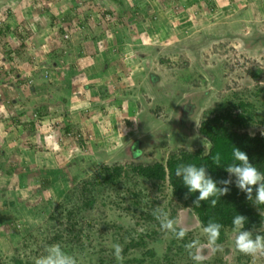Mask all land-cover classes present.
<instances>
[{"label": "rangeland", "instance_id": "374dc122", "mask_svg": "<svg viewBox=\"0 0 264 264\" xmlns=\"http://www.w3.org/2000/svg\"><path fill=\"white\" fill-rule=\"evenodd\" d=\"M89 1V4H94L90 16L99 21L101 31L106 27L110 36L112 30L107 25L115 14L109 11L116 12L124 5L117 4L118 0ZM139 1L143 6L145 2L148 4L147 12L151 15H164L160 11L165 10L166 14L169 12L168 20L173 26L184 22L183 25L189 28L181 30L177 27L178 31L169 29L165 37L169 40H161L159 29L153 28L150 33L153 47L146 46L150 40H127L125 45L119 43L120 40L115 44L112 41L116 40L100 43L95 54L100 53L98 57L102 60V69L94 66L95 60H92V66H84L88 70L87 79L83 82L72 81L70 76L37 74L29 75L26 80L15 76L19 74L15 65L19 64L22 68L27 66L31 70L24 58L20 61L17 53L7 50L11 45L19 49L22 40H19L18 33H28L24 31L27 29L24 22L16 24L12 21H17L20 13L16 14L22 10L21 6L29 2L0 0V20L5 22L8 18L12 23L10 34H13L0 38V188L5 181L8 182L7 193L0 198V263L26 264L25 260L32 259L37 242H40L39 234L44 233L39 226L47 223L48 215L58 204L69 209L73 202H77L79 182L82 179L93 181L95 170L101 163H120L124 166L133 162L146 164L172 147L200 146L202 143L195 132L206 108L216 104L228 91L241 92L247 88L252 92L255 87L264 86V0H154L153 4L152 0ZM202 1L208 7L212 6L214 11L221 9L220 2L221 6L223 3L230 4L240 11L224 8L225 13H221L224 18L218 17V23L205 26L200 18L203 17L201 10L193 5ZM50 3L48 0L38 2L42 8L44 5L51 7ZM128 3L134 5L133 0ZM165 3L170 6L168 10ZM244 6L248 10L243 11ZM6 7L10 10L9 16L1 13ZM24 15L25 19L34 18L31 11H25ZM95 41L96 45L100 42ZM50 47L47 45L41 53L34 51L37 61H41V57H48L45 50L49 51ZM3 50L14 57L13 64L5 59L6 51ZM60 53L64 55L63 50ZM163 56L173 63L160 61ZM184 58L188 59V65L182 63ZM96 60L99 62L97 57ZM252 69L263 71L257 80L247 72ZM89 74L92 75L89 77ZM200 74L204 76L203 80H199ZM53 93L62 98L55 96L54 100H47ZM66 94L68 99L64 96ZM134 95L141 98L144 109L151 108L152 112L158 109L156 116L148 111L142 113L146 124L143 131L137 128L134 115L130 113ZM27 96V108L22 109L20 97ZM260 96L264 99V91ZM63 98L69 101L67 106ZM68 105L71 106L68 108ZM35 112L40 116H36ZM23 113L27 116L20 119ZM63 119L68 121L71 133L65 131ZM30 120L34 121L33 125L29 124ZM32 126L37 131L31 135ZM146 135L150 136L149 139H145ZM77 139L81 140L80 145ZM137 150L142 153L139 157L134 155ZM82 153L86 159L91 156L92 161L80 158ZM101 153L105 155L103 158ZM6 168L10 173H6ZM46 179L48 184L45 183ZM134 181H123L112 189L96 185L98 192L94 195V207L80 215L100 224L120 222L128 228L146 208L151 211L161 208L169 218L181 221L178 227L189 229L187 238L190 242L200 241L202 254L206 256L203 264H264V256L254 260L238 252L235 243H230L231 240L235 242L233 233L228 236L229 245H224L222 251L211 252L207 247V237L189 212L179 211V208L172 211L173 207H169L170 196L165 187ZM130 187L137 191L136 195L127 191ZM125 205L131 207V213L122 210ZM149 205L153 208H149ZM104 210L108 215H103ZM157 223L134 224L136 231L142 228L148 232L154 230L152 245L156 257L151 264L153 261L154 264L160 263L157 259L166 254L167 246L174 237ZM112 232L108 230L106 235L111 236ZM182 257L184 259L185 255ZM77 261L78 264H88L83 255L78 256Z\"/></svg>", "mask_w": 264, "mask_h": 264}, {"label": "trees", "instance_id": "16d2710c", "mask_svg": "<svg viewBox=\"0 0 264 264\" xmlns=\"http://www.w3.org/2000/svg\"><path fill=\"white\" fill-rule=\"evenodd\" d=\"M34 1L38 2L37 0ZM40 10L39 8H33L36 14L33 15V17L37 16L40 18L43 14ZM66 16L68 19L69 16L67 14L62 15L63 18H66ZM24 21V25L27 27L24 31L28 33H18L19 40H22L21 47L19 49H14L11 45L10 49L8 47L7 50H13L11 53H17L20 61L24 58L25 63L29 67H33L35 72L41 76L44 70L52 71V68L60 64L62 57H60V60H56L55 57H59V51H55L54 48H51L52 50L48 53V57L46 58L47 62L49 60L48 64H42L43 67L41 64H37L41 61L35 63V56L31 54V51H34V48H36L34 44L38 43V41L34 40L33 42L31 40L32 42H30L29 38V36H33L35 28L30 26L29 18H26ZM61 21L63 20L59 19V21L54 23L51 22L53 24L49 26L52 28L51 30L54 31L55 38L62 43H66L68 37L64 36L66 31L63 26L60 25ZM10 30L8 22L0 24V38L3 39L4 36H13V34H10ZM67 33L69 36L68 31ZM31 57H33V59ZM5 59L11 61L13 64V56L8 51H6ZM161 60L170 64L173 63V61L168 60L165 56L161 57L160 61ZM182 63L188 65L189 61L184 58ZM181 66L185 68L184 64H181ZM15 67L16 69L22 70L19 64L15 65ZM170 67L173 66L170 65ZM75 72L76 71L71 70V75ZM247 72L251 78L257 80L263 71L260 69H252ZM17 75L20 76V74ZM27 78L29 77L22 76V78L19 79L26 80ZM198 78L199 80H203L204 76L200 74ZM263 91L264 86H257L252 92H249L247 88H244L241 92L236 90H232L231 92L228 91L216 104L206 108L202 112L195 132L196 136L201 141L200 143H202L200 146L191 147L179 145L172 147L170 150L164 152V155L146 164L142 162H133L124 166L120 163L113 165L101 163L99 168L95 170L93 181L82 179L79 182L77 202H73V206L69 209L63 207L62 204H58L55 210L51 211L48 215L47 223L42 227L41 225L39 226L44 233L39 234L40 242H37L36 250L33 251V258L29 261L25 260L24 262L26 264H34L37 258L46 255V247L59 244L63 251L69 255L76 258L82 255L83 257L85 256L88 264H151V261H155L154 258L156 257V252L152 245V241L155 239L153 237L154 230L148 232L142 228L136 231L134 224L142 226L157 221V224L160 225L159 221L153 215L154 210L151 211L147 208L143 210L139 218L134 221L133 226L128 228H125L120 222H115L116 224L109 222L100 224L93 220L90 221L85 219L80 215L81 212L86 210L89 211L94 207L93 204L96 200L94 195L98 192L96 185L107 186L112 189L123 181V183H127L128 181L135 182V179L141 184H150L151 186L159 188L165 187L170 196L169 207H173L172 211L179 208V211L184 210L189 212L190 216L197 221L198 227L203 228V226L208 224L209 220L220 223L222 228L217 244L222 247L224 245H229L230 241L228 240V236L231 233L236 235L232 221L237 215L246 217L242 230L252 231L253 236L256 234L264 235V205H256L252 200H248L246 193L236 186V178L234 175L231 177L233 183L227 186L230 189L229 192L218 198L215 207L210 206V201H201L200 207H196L193 201L199 195V192L189 193L187 186L183 183L182 177H177L175 175V170L180 164H193L197 167L205 166L207 174L217 182V186L224 187L225 185L221 184L220 181L229 178L226 166L232 163H239L233 156L235 148H239L241 151L245 152L249 157V162L261 172H264V99H261L260 96ZM142 92H145L144 88H142ZM259 96L260 98H258ZM145 99L147 100L146 97ZM52 100H54V97L51 98V101ZM140 100V97L136 95L133 96L132 101L134 106L132 103L130 104L132 108L130 113L134 115L137 128L143 131V126L146 124L142 113L148 111L154 116L158 109H155L154 112H152L151 108L144 109ZM63 102H66L64 98ZM35 113L37 116H40L38 112ZM131 124L130 122L129 125ZM63 125L65 131L71 133L69 132L71 130V128L69 129L70 125L66 119H63ZM129 135H132V133H129ZM146 137L145 139H149L150 136L146 135ZM77 143L80 145L81 140L79 139L78 141L77 139ZM190 149H192V151H190ZM75 151L77 153V150ZM217 155L220 157V165L214 162ZM104 156L105 155L101 153V157L103 158ZM80 158H85L84 161L87 162L92 161L91 156L86 159L83 153ZM6 173H10L9 170L7 171V168ZM46 182L47 184L49 183L47 179L45 180V183ZM77 182L78 180L76 179V183ZM7 186L8 182L5 181L3 187L0 188L1 199L3 194L7 193H5ZM255 188L256 186H253V197H255ZM75 189L77 188L75 187ZM127 191H130L134 195L137 194V191L132 190L131 187ZM186 193L187 198H185ZM135 202H133V204H135ZM148 204L149 203H147V205ZM149 208L153 207L149 205ZM122 210L131 213V207L128 205H125ZM105 211L106 210L103 211L104 216L107 214ZM170 216L172 217V215ZM39 227L37 229H39ZM16 228L19 229L17 226ZM108 230L113 231L111 236L106 235ZM19 231L21 232L20 229ZM189 242L190 240L187 238V235L180 240L173 237L167 246L166 254L157 259V261L161 264H196L184 247V245ZM230 243L234 244L235 242L231 240ZM115 244H119L123 248L122 261H117L114 256L113 246ZM111 245L113 246L111 247ZM182 255H185L184 259Z\"/></svg>", "mask_w": 264, "mask_h": 264}, {"label": "crops", "instance_id": "0c3cea01", "mask_svg": "<svg viewBox=\"0 0 264 264\" xmlns=\"http://www.w3.org/2000/svg\"><path fill=\"white\" fill-rule=\"evenodd\" d=\"M6 1H8V0H6ZM19 1H24V0H19ZM27 1L29 3L27 5L21 6L22 10L20 9V12H18L16 14V15H19V13H20V16L17 17L18 22L17 21L14 22V20L12 22L16 23V24L24 22V24H25V21H24L25 20V15H24L25 11H31L33 13V15H36L35 11H33V8L41 9L40 12L42 11L43 14L40 16V18H38L36 16L34 18L29 19L30 26L35 28V31L33 32V36H31V37L29 36L30 42H32V41L34 42V40L38 41V43L35 42L36 44H34V46L36 47V48H34V51L36 53H41L46 48L47 45L52 46V47L48 48V49H50L49 51L45 50L47 54L52 50L51 48H54L55 51H59V52H61V50H63L64 55L61 53L60 54L58 53L59 54L58 58L62 57V60L59 59L60 64L56 65L55 68H52L51 69L52 71H49V76H52V77L65 76L66 78H68L70 76V79L71 80L73 79L72 81H76V80L82 81L83 80V82H84L87 79L86 78V76H87L86 71L88 69L84 68V66L85 67H87V65L92 66V60H95L94 63L96 65L93 64L94 66H96L97 68L99 67V69H102L100 67L102 60H100V58L98 57L100 55V53L99 54H95V53L97 52V49L100 48L99 47V45H101L100 43L105 44L106 40H116V41H112V44H115L118 40H120L119 43L121 42L122 45L123 44L125 45L127 40H150L151 39L150 33H152L153 28L159 29V34L161 35L160 36L161 40H167V39L169 40L168 37L165 38L169 29L175 28V30L178 31L177 27H180L179 29H181V30H185L184 28H189V26L186 27L185 25H183L184 22H181L182 24L180 23V25L177 27L173 26L168 20V17L170 18V15L168 16L169 12L166 14L165 10L160 11V12H163L164 15H158V14H156V16L154 14L151 15L150 13L147 12L148 4L146 2L144 3V6H143L139 0H138V3H137V0H133L134 5L131 6L130 3H128V1L130 2V0H118L117 4L124 5V7L122 6V9H117L116 12H113V10L109 11V12L112 11L111 14L112 13L115 14V17L113 18V20H111V23L107 25L108 27L110 26V29L112 30V33L109 36L107 29L105 30L106 27L102 28V31H101L100 30L101 28L98 25L99 21L96 22L95 18L90 16L92 14V9H93L94 4H92V3L89 4V2H90L89 0H83V2H79L80 0H67V1L65 0V2H62V0H48V1H51V3H50V4H52L51 7L50 6L47 7L44 5L43 8L41 6H39V4H38V2L40 0H37L38 2H36L34 0L33 1L27 0ZM178 1H182V0H178ZM153 2H155V1L152 0L151 4H153ZM165 4L167 6V3H165ZM221 4H222V2L219 3V6L221 9H217V11H214L212 6L208 7V5L204 1H202L201 3H198V4L194 3L193 5H194V7H197L198 10H201V16H203V17H200V18H202V20L204 21V25L205 26L206 25L211 26L213 23L214 24L218 23V21H217L218 17L224 18V16H221L222 15L221 13H225L224 8L226 10H229V11L230 10L235 11V12L240 11L239 9H234V6H232L230 4L227 5V4L223 3L222 6H221ZM238 6H239V4H238ZM169 7L167 6L166 9L168 10ZM246 10H248V7L244 6L243 11H246ZM8 11H9V15H10V10H8ZM22 12L24 14H22ZM64 14H67L69 16V18L67 19V16H66V18H63L62 15H64ZM147 14H148V16H147ZM23 15H24V18H23ZM33 15H31V16H33ZM124 18H127V20H124ZM59 19L63 20V21H61L60 25L64 26V24H66V28L69 32V36L67 38L68 41L66 43H62L60 40L55 38V36H54L55 33H54V31L51 30L52 28H50V26H49L50 24H53L54 22L59 21ZM8 22L12 25V23L10 21H8ZM51 22H53V23H51ZM166 22H168V23L166 24ZM154 23H155V25H154ZM46 24L48 25V27ZM149 24L150 25L153 24V25H151L149 27ZM168 27H170V28H168ZM153 33H154V31H153ZM8 37H11V35ZM95 40H100V42H98L96 45ZM145 42H147V41H145ZM153 45H154V42L152 40L149 41V44H146L147 47H153ZM57 47H58V49H57ZM3 51L5 52V50H3ZM34 51H31L32 55H34L33 54V53H35ZM99 52H101V51H99ZM46 53L42 54V55L44 56V55H46ZM95 56L98 58L99 62L96 60ZM113 57L114 56H112V58ZM31 58L33 59V57H31ZM40 59H41V62L37 63V58L35 56V59H34L35 63H37L38 65L41 64V66H43L46 63L48 64V62H49V60L47 62L46 58L41 57ZM55 59L57 60V57H55ZM13 60H14V57H13ZM58 63H59V61H58ZM24 68L25 69L22 68V70L17 69L16 73L19 72L20 76H18L17 74H15V76L22 78V76L29 77V75L35 76L37 74V72H35L33 67H29L31 70H29L27 66H25ZM70 68H71V70L76 71L72 75H71ZM93 69H94L93 71H95V73H97L95 68H93ZM63 70H66V73ZM7 73L9 74L8 71H7ZM91 75L92 74H89V77ZM7 81L9 82V79ZM86 83H88V82H86ZM10 84H12V83H9L8 85H10ZM55 87H56V85H55ZM49 90H52V89L49 88ZM78 95L79 94H77V96ZM55 96L62 98L61 95H58L57 93H53L48 98L49 101L51 100V98H53ZM64 96L67 99L69 98V96L67 94ZM20 99H21V102H19V103L21 105V108L26 109L28 96L23 97V98L20 97ZM68 103H69V101H66V103H65L66 106ZM70 106L71 105H68V108ZM25 115L26 114L23 113V114H21V116H19V118L23 119V117ZM32 122H34V121L30 120L29 124L33 125ZM46 123L48 124V121H46ZM31 130H32V132L37 131V129L34 126H32ZM34 132L31 133V135L34 134Z\"/></svg>", "mask_w": 264, "mask_h": 264}, {"label": "clouds", "instance_id": "9594fccd", "mask_svg": "<svg viewBox=\"0 0 264 264\" xmlns=\"http://www.w3.org/2000/svg\"><path fill=\"white\" fill-rule=\"evenodd\" d=\"M8 10L9 8L6 7L1 13L4 12L9 16ZM8 21L7 18L4 23ZM2 23L0 20V24ZM8 26L10 27L9 22ZM43 72L41 76H49V70H44ZM141 154L140 150L134 153L137 157ZM233 156L239 163H232L226 166L229 178L220 181L221 184L225 185L224 187L217 186V182L207 174L205 166L197 167L193 164H180L177 166L175 175L182 177L183 183L187 186L189 193L199 192V195L193 201L196 207H200L201 201H210V206L215 207L218 198L229 192L230 189L227 186L233 183L231 179L233 175L236 178V186L246 193L248 200H252L256 205H264V172H261L257 167L253 166L249 162L248 155L239 148L234 149ZM219 161L220 157L217 155L214 162L220 165ZM253 186H256L255 197H253ZM185 198H187V193L185 194ZM153 215L159 221L161 228L164 231L171 232L176 239H183L187 235L189 229L187 227H178L181 221L169 218L168 213L163 209H154ZM245 220L246 217L243 215H237L233 218L232 223L236 232L235 248L238 252L251 256L255 260L257 257L264 256V235L256 234L253 236L252 231L242 230ZM221 228L222 225L220 223L212 220H209L208 224L202 228L203 233L207 237V247L213 253L223 250L222 246L217 244ZM113 247L115 258L117 261H122L123 248L119 244H115ZM184 247L188 250L189 256L196 264H203L206 256L202 254L203 246L199 240H193L185 244ZM45 251L46 255L37 258L34 264H78L77 258L63 251L59 244L50 245L46 247Z\"/></svg>", "mask_w": 264, "mask_h": 264}, {"label": "built area", "instance_id": "2783aa9c", "mask_svg": "<svg viewBox=\"0 0 264 264\" xmlns=\"http://www.w3.org/2000/svg\"><path fill=\"white\" fill-rule=\"evenodd\" d=\"M64 25H66V24H64ZM63 28H64V30L66 31V33L64 34V36H65V37H68V33H67L68 30H67L66 26H63Z\"/></svg>", "mask_w": 264, "mask_h": 264}]
</instances>
